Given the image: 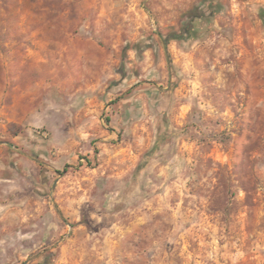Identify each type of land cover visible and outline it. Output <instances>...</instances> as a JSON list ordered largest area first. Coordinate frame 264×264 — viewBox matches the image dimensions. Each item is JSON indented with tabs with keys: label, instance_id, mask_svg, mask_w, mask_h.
Listing matches in <instances>:
<instances>
[{
	"label": "rangeland",
	"instance_id": "rangeland-1",
	"mask_svg": "<svg viewBox=\"0 0 264 264\" xmlns=\"http://www.w3.org/2000/svg\"><path fill=\"white\" fill-rule=\"evenodd\" d=\"M0 264H264V0H0Z\"/></svg>",
	"mask_w": 264,
	"mask_h": 264
},
{
	"label": "crops",
	"instance_id": "crops-1",
	"mask_svg": "<svg viewBox=\"0 0 264 264\" xmlns=\"http://www.w3.org/2000/svg\"><path fill=\"white\" fill-rule=\"evenodd\" d=\"M119 243V240L116 239L115 241V238H112L108 241V244L112 245V246H115V244ZM113 250V249H112Z\"/></svg>",
	"mask_w": 264,
	"mask_h": 264
},
{
	"label": "trees",
	"instance_id": "trees-1",
	"mask_svg": "<svg viewBox=\"0 0 264 264\" xmlns=\"http://www.w3.org/2000/svg\"><path fill=\"white\" fill-rule=\"evenodd\" d=\"M168 37H169V38H174V37H176V36H173V35H169Z\"/></svg>",
	"mask_w": 264,
	"mask_h": 264
}]
</instances>
